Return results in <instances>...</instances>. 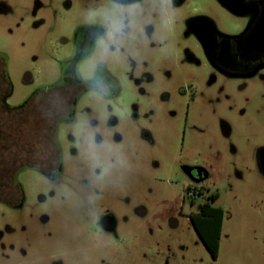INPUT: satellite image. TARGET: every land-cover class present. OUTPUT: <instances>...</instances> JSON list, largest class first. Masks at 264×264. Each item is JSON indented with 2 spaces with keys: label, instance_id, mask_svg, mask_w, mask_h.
<instances>
[{
  "label": "flooded vegetation",
  "instance_id": "flooded-vegetation-1",
  "mask_svg": "<svg viewBox=\"0 0 264 264\" xmlns=\"http://www.w3.org/2000/svg\"><path fill=\"white\" fill-rule=\"evenodd\" d=\"M75 1L0 0V205L15 212L30 205L42 225L57 208L97 210V231L121 241L131 238L120 234L131 219L105 200L133 208L134 219L147 210L109 189L108 169L128 159L132 183L135 163L155 161L158 130L180 109L187 123L201 103L222 135L233 138L234 106L244 118L254 86L264 98V0H172L170 8L162 0H92L102 10L111 3L143 9L136 18L125 13L109 44L119 55L103 63L94 58L107 30L101 21L76 25ZM89 133L99 146V167L87 159ZM257 162L264 175V144ZM181 169L192 181L184 188L193 201L215 194L196 187L210 177L206 167ZM23 173L43 184L32 203ZM200 211L191 213L193 225ZM15 232L8 222L0 225V264H66L62 253L44 252L41 241L10 238Z\"/></svg>",
  "mask_w": 264,
  "mask_h": 264
},
{
  "label": "rangeland",
  "instance_id": "rangeland-1",
  "mask_svg": "<svg viewBox=\"0 0 264 264\" xmlns=\"http://www.w3.org/2000/svg\"><path fill=\"white\" fill-rule=\"evenodd\" d=\"M74 6L76 25L100 22L99 17L89 19L90 12L102 11L100 4L76 0ZM99 52L100 46L94 59ZM93 64L88 63L86 69ZM249 95L246 117L238 118L236 105L231 110L233 138L222 135L217 120L199 103L193 106L187 123L184 109L165 120L158 130L155 161L144 157L137 161L132 183L126 178V172L133 169L128 159L122 160V168L108 169L113 177L109 189L127 194L131 202L147 210L145 217L134 219L133 208L105 200L130 217L132 221L123 225L120 234L131 238L118 241L102 234L94 224L97 210L79 214L72 206L57 208L54 220L42 225L30 205L23 212L0 205V225L8 222L15 227L10 238L41 241L44 252L62 253L66 264H100L101 259L109 264H264V175L257 162V150L264 144V98L256 95L255 86ZM227 107L222 104L220 111ZM199 126L204 130L198 131ZM188 164H200L210 171V177L196 187L206 195L217 193L212 204L224 210L217 259L190 219L205 197L193 201L187 196L184 183L192 181L181 167ZM20 180L32 203L43 188L42 181L31 173L21 174ZM72 247L78 248L76 254L69 253Z\"/></svg>",
  "mask_w": 264,
  "mask_h": 264
},
{
  "label": "clouds",
  "instance_id": "clouds-1",
  "mask_svg": "<svg viewBox=\"0 0 264 264\" xmlns=\"http://www.w3.org/2000/svg\"><path fill=\"white\" fill-rule=\"evenodd\" d=\"M172 0H162V3L169 8L171 7ZM143 9L138 4L123 5L120 3H111L110 6L106 7L100 12L92 11L89 13V19L95 20L97 17L103 23L106 28V39L100 43V52L96 57V63H103L110 56H118L119 49L116 52L109 51V44L114 43L116 39V33H119L123 26V19L125 13L130 17L136 18L140 15ZM89 143L87 151V159L90 161L92 167H99V157L97 146L92 140V134L89 133ZM107 172V169L102 170L101 175L103 176Z\"/></svg>",
  "mask_w": 264,
  "mask_h": 264
},
{
  "label": "trees",
  "instance_id": "trees-1",
  "mask_svg": "<svg viewBox=\"0 0 264 264\" xmlns=\"http://www.w3.org/2000/svg\"><path fill=\"white\" fill-rule=\"evenodd\" d=\"M218 198V194L208 196L207 201L201 205L200 213L193 218L194 225L204 238L206 247L216 257L220 248V239L224 220V210L212 204Z\"/></svg>",
  "mask_w": 264,
  "mask_h": 264
},
{
  "label": "built area",
  "instance_id": "built-area-1",
  "mask_svg": "<svg viewBox=\"0 0 264 264\" xmlns=\"http://www.w3.org/2000/svg\"><path fill=\"white\" fill-rule=\"evenodd\" d=\"M190 195H191V196H196V195H194L193 193H190Z\"/></svg>",
  "mask_w": 264,
  "mask_h": 264
}]
</instances>
